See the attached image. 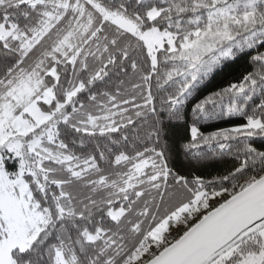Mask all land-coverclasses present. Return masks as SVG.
<instances>
[{
	"label": "snow or ice",
	"instance_id": "1",
	"mask_svg": "<svg viewBox=\"0 0 264 264\" xmlns=\"http://www.w3.org/2000/svg\"><path fill=\"white\" fill-rule=\"evenodd\" d=\"M0 264H264V0H0Z\"/></svg>",
	"mask_w": 264,
	"mask_h": 264
}]
</instances>
